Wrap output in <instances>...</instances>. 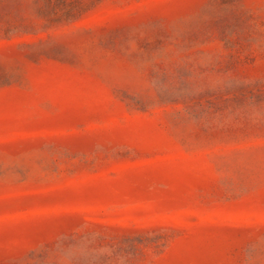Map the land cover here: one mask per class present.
I'll return each instance as SVG.
<instances>
[{"label":"rangeland","instance_id":"374dc122","mask_svg":"<svg viewBox=\"0 0 264 264\" xmlns=\"http://www.w3.org/2000/svg\"><path fill=\"white\" fill-rule=\"evenodd\" d=\"M0 264H264V0H0Z\"/></svg>","mask_w":264,"mask_h":264}]
</instances>
